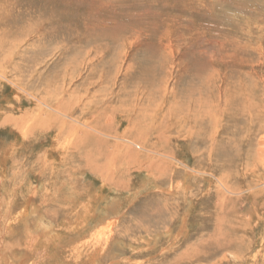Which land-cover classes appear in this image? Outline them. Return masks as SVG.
I'll return each mask as SVG.
<instances>
[{"label":"rangeland","instance_id":"obj_1","mask_svg":"<svg viewBox=\"0 0 264 264\" xmlns=\"http://www.w3.org/2000/svg\"><path fill=\"white\" fill-rule=\"evenodd\" d=\"M0 14V250L264 264V0H0Z\"/></svg>","mask_w":264,"mask_h":264},{"label":"bare ground","instance_id":"obj_2","mask_svg":"<svg viewBox=\"0 0 264 264\" xmlns=\"http://www.w3.org/2000/svg\"><path fill=\"white\" fill-rule=\"evenodd\" d=\"M4 16H7V15H4ZM1 18H3V17H1ZM4 20H6V19H3V21ZM222 184L224 186L226 185L225 183H222ZM31 213H32V211H31ZM109 216H111V215H109ZM106 217H108V216H105L104 219H110L111 220V217H108V218H106ZM113 220L115 221V218H113ZM36 221H39V222L38 223L35 222V223H37V225H36L37 229L36 228H34V229L38 230L39 234H41L42 237H45L47 242L55 240V239H57L59 237V235L57 233L53 232V231H56V230L54 228H52V224L51 225L49 224L50 220H48L49 223L47 222L48 225H46L47 223L44 222L46 220L43 221V220H37L36 219ZM101 221L103 222L104 220H101ZM101 221H99L98 224ZM100 229L101 228H99V230ZM45 231H46V234L44 233ZM103 231H104V229H103ZM34 239H35V237H34ZM5 246L6 245H2V248H4ZM26 246H27V248H25L23 252H19L17 250H13L14 253H13V251L12 252H4L3 249H2V250H0V258L4 261L5 264H27L28 261L25 259L26 256L28 257L27 259L30 261L31 260V258H30L31 255H35V252L39 251V249H41V248H42V250H40V251L44 252L45 254L46 253L48 254V253L51 252V254L48 255V258H51L50 260L53 261L52 264H107L108 260L111 259V258L114 261H117L120 258L116 254H111V257H109L105 261L104 258L108 254H105V246H102V245H98L95 249L93 248V246H92L93 249H91V247H89V245H51V246H49V245H37V246H40V247L36 249L35 246L33 245L34 246L33 250L30 249V246H32V245H26ZM119 246L120 247L121 246L124 247L126 245H119ZM131 246L133 247V248L132 247L131 248L134 249V250L135 249L137 250V248H138V246H135V245H131ZM148 246H150V245H148ZM222 246L226 247V245H222ZM7 247H8V245H7ZM62 251H64V253H66V257H63V256L60 255V252H62ZM45 254L41 253V255L39 256V258L41 260L37 261L38 264H48V262L46 261ZM111 264H113V262Z\"/></svg>","mask_w":264,"mask_h":264}]
</instances>
